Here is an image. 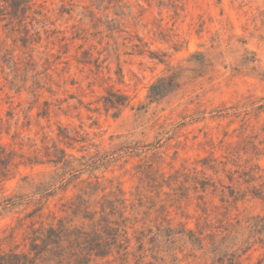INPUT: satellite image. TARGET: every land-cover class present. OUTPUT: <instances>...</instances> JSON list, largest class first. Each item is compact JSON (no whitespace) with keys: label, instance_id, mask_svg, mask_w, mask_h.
Instances as JSON below:
<instances>
[{"label":"rangeland","instance_id":"1","mask_svg":"<svg viewBox=\"0 0 264 264\" xmlns=\"http://www.w3.org/2000/svg\"><path fill=\"white\" fill-rule=\"evenodd\" d=\"M13 3L0 264H264V0ZM93 218L122 234L105 257Z\"/></svg>","mask_w":264,"mask_h":264},{"label":"trees","instance_id":"2","mask_svg":"<svg viewBox=\"0 0 264 264\" xmlns=\"http://www.w3.org/2000/svg\"><path fill=\"white\" fill-rule=\"evenodd\" d=\"M32 0H13L14 7L17 11L25 12L30 8ZM153 88V87H152ZM3 144H0V161H3L5 158L1 157ZM96 212V211H95ZM115 227L109 222H106L105 225H102L99 220H94L93 218V231L88 233V246L90 258L96 257H105L112 251V245L117 247L121 245V233L116 232ZM70 227L62 223L59 226L55 227L50 225L47 228V232L41 238V243L37 242L38 237L34 238L32 246L34 249L39 252L48 250L51 245H55L54 252L58 251L61 247L64 236L69 232ZM109 235V236H107ZM70 237V235H69ZM13 260L11 264H21V255L14 253L12 254ZM229 264H237L234 260H230Z\"/></svg>","mask_w":264,"mask_h":264}]
</instances>
